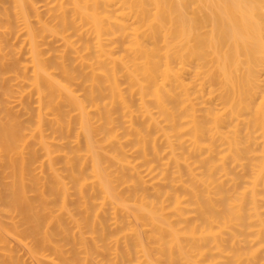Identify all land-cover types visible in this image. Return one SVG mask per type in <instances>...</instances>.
I'll list each match as a JSON object with an SVG mask.
<instances>
[{
	"label": "bare ground",
	"instance_id": "6f19581e",
	"mask_svg": "<svg viewBox=\"0 0 264 264\" xmlns=\"http://www.w3.org/2000/svg\"><path fill=\"white\" fill-rule=\"evenodd\" d=\"M28 260L264 264V0H0V264Z\"/></svg>",
	"mask_w": 264,
	"mask_h": 264
},
{
	"label": "rangeland",
	"instance_id": "374dc122",
	"mask_svg": "<svg viewBox=\"0 0 264 264\" xmlns=\"http://www.w3.org/2000/svg\"><path fill=\"white\" fill-rule=\"evenodd\" d=\"M16 109V108H15ZM17 110V109H16ZM12 244L14 245V247L18 250V253L20 254V255H25V252H24V249L22 250L20 247H19V245L17 244V242L16 241H13L12 242ZM28 263L29 264H32L29 260H28Z\"/></svg>",
	"mask_w": 264,
	"mask_h": 264
}]
</instances>
